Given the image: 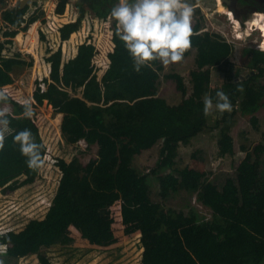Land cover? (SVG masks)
<instances>
[{
	"label": "rangeland",
	"instance_id": "rangeland-1",
	"mask_svg": "<svg viewBox=\"0 0 264 264\" xmlns=\"http://www.w3.org/2000/svg\"><path fill=\"white\" fill-rule=\"evenodd\" d=\"M19 1L4 0L7 6ZM187 2L194 9L192 35L207 34L218 39L208 63H200L198 46H194L182 62L164 66L163 70L152 64L150 68L156 72V79L131 86L126 100L107 104H102L98 96L84 100V107L95 106L104 125L119 133L118 175L122 197L108 207L79 216L64 228V239L41 246L30 240L19 249L17 244L25 223L30 218L42 217L54 196L61 176L57 157L69 160L77 155L86 162L98 150L96 144L87 145L83 124L71 122L67 112L54 113L44 98L43 79L50 73L48 50L61 44L66 59L74 55L78 43L92 39L98 49L95 76L102 84L136 72L130 64L117 68L109 65V53L114 48L110 18L88 15L81 29L62 42L58 28L61 23L76 18L73 6L68 5L65 13L57 14L56 0L28 1L27 16L34 14L36 21L5 44L3 50L5 54L19 52L33 64L16 66L12 72L14 81L0 90L21 101L31 99L34 108L30 123H24L12 112L10 103L1 105L10 109L11 129L0 151V230L6 232L0 236V259L4 264H42L39 253L46 254L52 264H140L143 234L193 223L200 215L213 211L264 231V198L239 199L222 189L234 182V166L241 161L264 170V74L254 77L237 101L239 112L231 128L232 147L226 146L220 129L215 126L218 112L206 117L198 128L194 127L203 114L205 94L214 96V87L223 79L220 69L229 68L233 61L241 78L251 71L246 50L264 46V12L253 11L239 24L223 12L225 9H220L219 1ZM0 27V42H4V26ZM229 45L231 53H227ZM197 71H202V75L195 79L193 73ZM169 72L180 73L183 79H168ZM142 88L144 91L140 92ZM259 88L263 95L256 104L252 94ZM142 114L139 120L128 124ZM24 129H30L36 143L42 145L46 163L39 171L28 168L27 157L21 155L19 144L13 142L15 133ZM147 171L151 172V179L139 187L137 204L126 199L132 177ZM167 179L177 184L189 180L196 185L194 189L180 188L165 194Z\"/></svg>",
	"mask_w": 264,
	"mask_h": 264
},
{
	"label": "trees",
	"instance_id": "trees-1",
	"mask_svg": "<svg viewBox=\"0 0 264 264\" xmlns=\"http://www.w3.org/2000/svg\"><path fill=\"white\" fill-rule=\"evenodd\" d=\"M0 1L3 2L0 25L4 26V42H0V89H3L14 81L12 72L16 66L33 64V61L24 60L19 52L5 54V44L11 43L19 32L27 31L37 16H27L28 5L21 8L20 2H17L7 6L4 0ZM218 1L220 9H224L221 0ZM117 3L118 0H56L57 14L65 13L68 5H72L76 13V18L60 24L58 30L61 41L69 40L74 32L79 31L88 15L98 19L110 18L114 48L109 53V65L111 68L133 65L123 42L116 36V21L110 15L112 7ZM190 39L191 48L184 53V58L192 53L194 46H198V57L202 61L200 63L205 65L212 56L218 39L207 34L192 35ZM230 48L229 45L227 53L232 52ZM260 49L249 47L246 50L250 57L248 66L251 71L245 78H241L239 70L234 69L233 61H230L229 68L220 69L223 79L216 84L214 90H222L229 96L233 111L222 115L218 113L215 126L220 129V135L227 147L233 145L231 128L239 112V97L244 95L245 88L250 86L254 77L264 74V51ZM48 52L51 54L50 73L43 79L46 85L44 98L53 107L54 113L67 112L71 122L83 124L87 145L96 144L98 150L97 155L86 162L77 155L69 160L62 156L57 157L56 165L61 176L54 196L42 217L30 218L25 223L22 237L17 244L19 249H23L30 240H35L41 246L64 239V228L79 216L108 207L122 197L118 175L121 162L117 139L119 133L104 125L95 106L84 107V100L96 96L102 104L126 100L130 97L131 86L151 83L157 77L150 67H142L139 73L102 84L95 76V56L98 49L92 39L78 43L75 54L66 59L61 44L56 49L50 48ZM152 64L158 70L164 69L159 61H153ZM201 75L202 71L194 72L193 78H200ZM166 77L178 81L183 79L177 72L166 73ZM261 88L252 94L256 104L262 99ZM143 91L144 88L140 90ZM18 101L21 100L9 96L6 103L12 105V112L22 122L30 123V119L22 116L23 108ZM1 105L2 103L0 107ZM143 115L129 120L128 124L139 120ZM205 120L206 116L201 114L194 127L198 128ZM226 151L227 148L223 153ZM160 162L161 158L158 160ZM234 172V182L222 188L227 194L245 200L264 198V170L254 169L244 160L234 166ZM150 179V171L135 174L126 199L137 204L139 187L147 184ZM195 185V182L189 180L177 184L167 179L164 183L165 194L180 188L194 189ZM137 210L140 211V208L137 207ZM140 242L143 249L140 264H264V231L259 232L246 222L219 211L200 215L193 223L158 230L150 235L143 234ZM38 258L42 264H52L44 253H39Z\"/></svg>",
	"mask_w": 264,
	"mask_h": 264
},
{
	"label": "clouds",
	"instance_id": "clouds-1",
	"mask_svg": "<svg viewBox=\"0 0 264 264\" xmlns=\"http://www.w3.org/2000/svg\"><path fill=\"white\" fill-rule=\"evenodd\" d=\"M193 12L187 0H118L110 15L116 21V36L128 51L134 71L139 73L142 67H152L153 61L165 67L182 62L184 53L191 48ZM260 50L264 51V46ZM8 99V94L0 90V103L6 104ZM18 103L23 108L22 116L31 119L33 101L26 98ZM203 104L206 117L214 112L222 115L233 111L229 96L222 90H217L214 98L206 93ZM9 115L8 107H0V151L4 149L6 135L11 134ZM13 142L19 144L21 155L27 157L29 169L39 171L45 166L42 145L36 143L30 129L16 132ZM2 235H6L4 230H0ZM0 264H4L3 259Z\"/></svg>",
	"mask_w": 264,
	"mask_h": 264
},
{
	"label": "flooded vegetation",
	"instance_id": "flooded-vegetation-1",
	"mask_svg": "<svg viewBox=\"0 0 264 264\" xmlns=\"http://www.w3.org/2000/svg\"><path fill=\"white\" fill-rule=\"evenodd\" d=\"M221 2L225 7L223 12L233 18V22L239 24L245 22L249 13L253 11L264 12V0H221ZM262 15L264 16V13Z\"/></svg>",
	"mask_w": 264,
	"mask_h": 264
},
{
	"label": "water",
	"instance_id": "water-1",
	"mask_svg": "<svg viewBox=\"0 0 264 264\" xmlns=\"http://www.w3.org/2000/svg\"><path fill=\"white\" fill-rule=\"evenodd\" d=\"M29 0H20V7L23 8L26 6V4L28 3Z\"/></svg>",
	"mask_w": 264,
	"mask_h": 264
},
{
	"label": "crops",
	"instance_id": "crops-1",
	"mask_svg": "<svg viewBox=\"0 0 264 264\" xmlns=\"http://www.w3.org/2000/svg\"><path fill=\"white\" fill-rule=\"evenodd\" d=\"M75 54V53H74Z\"/></svg>",
	"mask_w": 264,
	"mask_h": 264
}]
</instances>
